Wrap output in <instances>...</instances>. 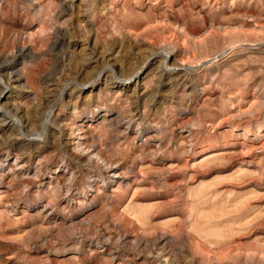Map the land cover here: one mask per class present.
<instances>
[{
	"label": "rangeland",
	"instance_id": "1",
	"mask_svg": "<svg viewBox=\"0 0 264 264\" xmlns=\"http://www.w3.org/2000/svg\"><path fill=\"white\" fill-rule=\"evenodd\" d=\"M0 264H264V0H0Z\"/></svg>",
	"mask_w": 264,
	"mask_h": 264
}]
</instances>
